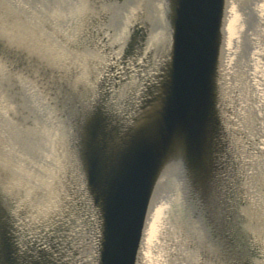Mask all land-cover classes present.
Segmentation results:
<instances>
[{
  "label": "rangeland",
  "instance_id": "rangeland-1",
  "mask_svg": "<svg viewBox=\"0 0 264 264\" xmlns=\"http://www.w3.org/2000/svg\"><path fill=\"white\" fill-rule=\"evenodd\" d=\"M150 1L0 0V40L29 64L14 68L0 54V130L10 126L14 134L12 151L0 132V210L20 239L47 240L57 225L68 230L56 233H72L86 219V188L75 184L80 146L97 115L117 118L108 95L97 99L129 82L126 67L150 68L141 56L123 57L133 31L123 49L115 37L132 20L151 23ZM254 5L261 17L250 13ZM223 22L220 67L231 68L220 80L222 120L236 152L230 174L223 171L231 196L213 187L211 197L233 219H223L214 235L191 171L172 166L155 183L137 264H264V162L242 133L264 128V0H227ZM119 105L117 113L127 107ZM1 233L0 264H7Z\"/></svg>",
  "mask_w": 264,
  "mask_h": 264
},
{
  "label": "water",
  "instance_id": "water-1",
  "mask_svg": "<svg viewBox=\"0 0 264 264\" xmlns=\"http://www.w3.org/2000/svg\"><path fill=\"white\" fill-rule=\"evenodd\" d=\"M173 1L170 59L164 64L165 68L159 64L151 80L143 81L145 87H141L138 103L145 100L144 103L134 109L128 106L127 97L123 100L127 103L123 115L135 112L129 123L135 124L131 128L120 126L121 130L130 131L121 150L113 158H107L110 154L107 153L110 151L109 130L113 134L119 132L118 128L111 129L110 123L118 126L123 118H119L115 108L117 118L114 121H109L103 112L87 126L80 146L79 169L86 188L84 213L90 220H84L79 228H70L72 233H56L68 230L57 225L47 240L41 237L40 241L36 237L24 241L1 218L4 213L0 210L7 264H137L153 191L157 187L155 183L167 164L169 168L176 165L178 170L191 171V182L196 183L207 218L215 222L214 235H218L216 225L221 226L223 219H233L231 214L227 217V213H221L218 201L211 197L213 187L222 198L230 197L233 192L231 187L223 188L228 180L223 171L230 174L236 152L229 129L222 120L220 87L224 77L220 64L227 0ZM149 24L132 28L124 58L130 57L137 62L141 56L149 66L153 55L150 54L149 59L144 55L151 37ZM0 54L14 68L29 65L19 50L2 40ZM109 68L113 70L114 66ZM164 72L159 92L157 88ZM107 92L97 99L98 103L106 101ZM158 94L161 95L159 104L149 111L157 101L154 95ZM176 143L182 145L181 150L176 148ZM55 233L63 238L58 239ZM219 233L221 235V231Z\"/></svg>",
  "mask_w": 264,
  "mask_h": 264
},
{
  "label": "bare ground",
  "instance_id": "bare-ground-1",
  "mask_svg": "<svg viewBox=\"0 0 264 264\" xmlns=\"http://www.w3.org/2000/svg\"><path fill=\"white\" fill-rule=\"evenodd\" d=\"M174 1L173 0H151L149 3H148V10L152 12V21L151 23L149 24L151 26V33H150V39H149V42L147 44V47L145 48V51H144V55H147V57L152 54L153 56L151 61H149V69L148 70H145V74L141 73V71H138L137 69H128L127 72L125 74H128L129 75V82H127L124 86H122L123 88H121L118 91H110V90H107V95L109 96V99L108 101H111L112 103H114L117 108L116 110H119V102H123L124 100V97L126 96L127 99L129 100L128 101V106L129 105H132L134 106L133 108L134 109H137L138 106L140 105V103H144L145 100H142V101H139L138 103V98L141 97V94H140V90H141V86L143 85V81L148 78V80H151L152 79V76L154 75L155 73V70H157L158 66H161L163 65V68H165V65L164 64H167L168 60L170 59V55H171V51H172V43H173V14H174ZM251 11L250 13L255 14L257 15L259 13V15L257 16H260V10L258 9L257 5H254L252 8H250ZM132 22H134V20H132ZM129 23L127 24V26H125V28L123 29V32H119L118 34L115 35L116 37V42H117V47L119 48H124V45L126 44L127 42V39L132 31V28L134 27L133 24ZM103 39L106 40L107 37L104 35L103 36ZM228 50L229 52V49H226ZM122 53V52H121ZM120 56V53H118ZM161 64V65H159ZM223 70L221 71V74H222V77L224 75L227 74L229 68H231L229 65H227L226 63H223ZM229 67V68H228ZM126 69V68H125ZM231 75H233L235 73V70L231 69ZM101 74L102 73H98L97 74V80H99V78L101 77ZM165 75H166V72L163 73V78L162 80L160 81L161 82V85L158 86V91L161 92V89H162V82L164 81L165 79ZM126 94V95H125ZM157 98V101H155L153 103V106L150 107V110L151 111L152 109H154L157 104H159L160 100H161V95L158 94V95H154V99ZM126 99V98H125ZM114 109V107H113ZM123 108H120V112L119 115L123 118L122 119V122L120 123H117L119 124L118 126L114 123H110L111 125V129L112 128H118L119 132L117 131L115 134H113V132H111V130H109L108 127H106L107 130H109V132L111 133L109 136L111 138H109V149L110 151H108L107 153L110 152V154L107 155V158L109 159L111 156V158H113L122 148V142H124L127 138H128V135L130 134V131L126 129H123L121 130L120 126L121 127H127V128H131V126H133L135 123H133V125L129 124L131 122V118L132 116L135 114V112H128V116L126 115H123L124 109ZM149 111H147L149 113ZM260 115V113H258V116ZM134 117V116H133ZM247 128V127H246ZM250 130L247 132V129H244L242 131L243 135L245 136V140L244 142H248L247 144H249L250 147H254L253 151H256L255 155H258L261 157V159L263 160L264 162V128L261 127V126H258V125H255L253 127H248ZM12 131V128L10 126H3V128L1 127V136L3 138H5L6 140H8L9 142V147L10 149H12V151H14V146L11 145V142H12V139L14 138V134L11 133ZM116 131V129H115ZM113 138V139H112ZM258 139V142H256ZM54 142V141H52ZM51 142V146H53ZM176 148L181 150L182 148V145L180 143H176ZM63 148V147H61ZM65 152H66V149L64 148L63 151H62V154L65 155ZM0 159H3V156L2 154H0ZM80 162V160H79ZM78 164V162H77ZM57 171V170H56ZM80 169H77V177L75 178L76 182L75 184L76 185V188L77 190L80 189V191L83 193V185L84 183H82V175L80 173ZM169 171V166L168 164L166 166H164L163 168V174L166 173ZM56 173L54 172V175ZM173 194L170 195V198L172 200L175 199V196H177V191L176 189L172 191ZM175 195V196H174ZM86 219L85 221H87V219L90 220V218L85 215ZM84 219V218H83Z\"/></svg>",
  "mask_w": 264,
  "mask_h": 264
}]
</instances>
